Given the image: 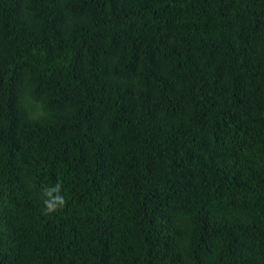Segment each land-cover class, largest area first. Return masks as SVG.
<instances>
[{
	"label": "trees",
	"instance_id": "16d2710c",
	"mask_svg": "<svg viewBox=\"0 0 264 264\" xmlns=\"http://www.w3.org/2000/svg\"><path fill=\"white\" fill-rule=\"evenodd\" d=\"M0 264H264V0H0Z\"/></svg>",
	"mask_w": 264,
	"mask_h": 264
},
{
	"label": "clouds",
	"instance_id": "9594fccd",
	"mask_svg": "<svg viewBox=\"0 0 264 264\" xmlns=\"http://www.w3.org/2000/svg\"><path fill=\"white\" fill-rule=\"evenodd\" d=\"M41 197L42 211L45 215H53L61 211L67 204L63 181L58 178L54 184L43 186Z\"/></svg>",
	"mask_w": 264,
	"mask_h": 264
}]
</instances>
